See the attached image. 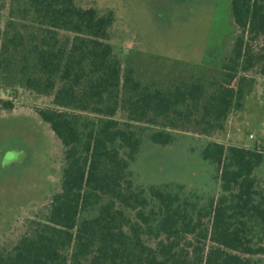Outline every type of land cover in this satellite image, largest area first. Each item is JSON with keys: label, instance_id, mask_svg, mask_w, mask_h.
Listing matches in <instances>:
<instances>
[{"label": "trees", "instance_id": "obj_1", "mask_svg": "<svg viewBox=\"0 0 264 264\" xmlns=\"http://www.w3.org/2000/svg\"><path fill=\"white\" fill-rule=\"evenodd\" d=\"M16 2L35 27L17 26L0 2V71L8 83L55 91L54 106L37 112L63 144L64 167L47 213L0 249V264H264V182L256 174L264 145L206 143L201 157L216 167L217 195L172 182L139 186L130 170L146 139L171 145L190 125L209 134L243 107L255 81L249 73L264 75V0H231L240 34L220 76L167 84L123 67L111 42L113 9Z\"/></svg>", "mask_w": 264, "mask_h": 264}, {"label": "rangeland", "instance_id": "obj_2", "mask_svg": "<svg viewBox=\"0 0 264 264\" xmlns=\"http://www.w3.org/2000/svg\"><path fill=\"white\" fill-rule=\"evenodd\" d=\"M0 2L5 17L14 19L19 27L24 24L34 29L32 15L22 12L16 0ZM78 2L101 11L114 10L111 42L123 67L133 66L143 82L167 84L199 76H220L222 64L240 34L232 16L231 0ZM2 25L5 27V22ZM249 75L255 79L253 89L241 109L230 111L222 129L204 134L201 127L190 125L176 130V141L167 146L146 139L130 166L134 183H179L188 192L217 195L220 182L216 167L201 157L206 143L264 145V75L257 67ZM54 92L39 94L8 83L0 71V249L14 247L29 231L30 221L47 213L52 196L61 189L64 147L37 112L54 106ZM6 100L13 102L12 109L2 107ZM116 117L124 119L120 113ZM256 174L264 182V164ZM95 214L93 211L83 215Z\"/></svg>", "mask_w": 264, "mask_h": 264}, {"label": "built area", "instance_id": "obj_3", "mask_svg": "<svg viewBox=\"0 0 264 264\" xmlns=\"http://www.w3.org/2000/svg\"><path fill=\"white\" fill-rule=\"evenodd\" d=\"M253 135L251 134V137H252Z\"/></svg>", "mask_w": 264, "mask_h": 264}]
</instances>
